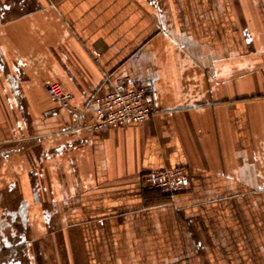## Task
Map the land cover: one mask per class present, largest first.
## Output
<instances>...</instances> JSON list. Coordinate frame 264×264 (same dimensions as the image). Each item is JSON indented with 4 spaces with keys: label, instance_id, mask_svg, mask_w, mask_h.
Here are the masks:
<instances>
[{
    "label": "crops",
    "instance_id": "1",
    "mask_svg": "<svg viewBox=\"0 0 264 264\" xmlns=\"http://www.w3.org/2000/svg\"><path fill=\"white\" fill-rule=\"evenodd\" d=\"M125 78L157 112L88 131ZM0 264H264V0H0Z\"/></svg>",
    "mask_w": 264,
    "mask_h": 264
},
{
    "label": "built area",
    "instance_id": "2",
    "mask_svg": "<svg viewBox=\"0 0 264 264\" xmlns=\"http://www.w3.org/2000/svg\"><path fill=\"white\" fill-rule=\"evenodd\" d=\"M47 93L62 108H72V94L59 83H50ZM149 93L147 86H134L127 78L120 81L119 86L97 93L92 100V122L86 129L104 132L112 127L145 122L157 112ZM189 183L190 172L184 168L160 169L142 177V189L145 192H157L169 197L184 192Z\"/></svg>",
    "mask_w": 264,
    "mask_h": 264
}]
</instances>
